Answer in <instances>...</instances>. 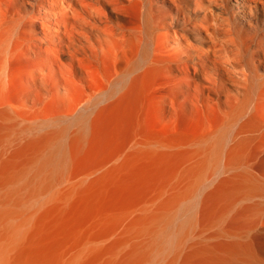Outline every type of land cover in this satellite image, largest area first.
Listing matches in <instances>:
<instances>
[{"label": "bare ground", "instance_id": "obj_1", "mask_svg": "<svg viewBox=\"0 0 264 264\" xmlns=\"http://www.w3.org/2000/svg\"><path fill=\"white\" fill-rule=\"evenodd\" d=\"M0 264H264V0H0Z\"/></svg>", "mask_w": 264, "mask_h": 264}]
</instances>
